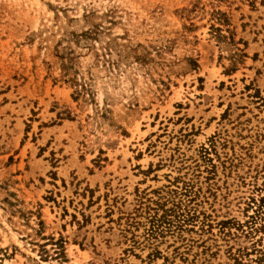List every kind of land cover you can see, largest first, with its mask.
<instances>
[{"label":"rangeland","instance_id":"374dc122","mask_svg":"<svg viewBox=\"0 0 264 264\" xmlns=\"http://www.w3.org/2000/svg\"><path fill=\"white\" fill-rule=\"evenodd\" d=\"M0 264H264V0H0Z\"/></svg>","mask_w":264,"mask_h":264}]
</instances>
